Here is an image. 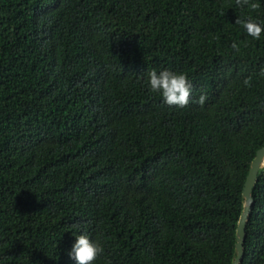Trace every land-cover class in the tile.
<instances>
[{"label":"trees","instance_id":"1","mask_svg":"<svg viewBox=\"0 0 264 264\" xmlns=\"http://www.w3.org/2000/svg\"><path fill=\"white\" fill-rule=\"evenodd\" d=\"M237 18L264 0H0V264H73L80 232L92 264H231L264 145V31ZM252 197L240 264H264V164Z\"/></svg>","mask_w":264,"mask_h":264},{"label":"clouds","instance_id":"2","mask_svg":"<svg viewBox=\"0 0 264 264\" xmlns=\"http://www.w3.org/2000/svg\"><path fill=\"white\" fill-rule=\"evenodd\" d=\"M235 3L237 7H242L248 4V0H235ZM256 6V4H252V7ZM234 23L242 25L244 31L255 39H258L261 32L264 31V24L252 18H237ZM232 47L236 48L237 45L234 43ZM146 86L151 91L158 92L162 96L163 102L168 105L183 106L188 103L191 82L182 72H173L168 69L157 72L153 69L148 74ZM70 234L74 239L66 250V255L73 261V264H92V261L102 253V246L90 239L88 234L84 232Z\"/></svg>","mask_w":264,"mask_h":264},{"label":"water","instance_id":"3","mask_svg":"<svg viewBox=\"0 0 264 264\" xmlns=\"http://www.w3.org/2000/svg\"><path fill=\"white\" fill-rule=\"evenodd\" d=\"M264 164V145L256 150L255 156L250 162L247 175L244 180L242 195L243 206L239 215L235 232V256L231 264H240L244 255V239L246 235V224L249 218L251 205L253 203L252 190L257 178V172Z\"/></svg>","mask_w":264,"mask_h":264}]
</instances>
